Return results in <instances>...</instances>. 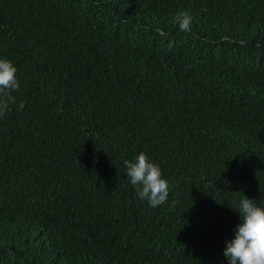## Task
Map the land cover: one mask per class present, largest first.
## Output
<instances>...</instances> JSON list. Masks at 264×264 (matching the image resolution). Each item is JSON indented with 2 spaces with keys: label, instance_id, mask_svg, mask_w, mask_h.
Listing matches in <instances>:
<instances>
[{
  "label": "trees",
  "instance_id": "obj_1",
  "mask_svg": "<svg viewBox=\"0 0 264 264\" xmlns=\"http://www.w3.org/2000/svg\"><path fill=\"white\" fill-rule=\"evenodd\" d=\"M0 59V264H230L234 208L264 206V0H0Z\"/></svg>",
  "mask_w": 264,
  "mask_h": 264
},
{
  "label": "clouds",
  "instance_id": "obj_2",
  "mask_svg": "<svg viewBox=\"0 0 264 264\" xmlns=\"http://www.w3.org/2000/svg\"><path fill=\"white\" fill-rule=\"evenodd\" d=\"M176 22L181 31H188L191 17L179 13ZM16 73L11 61L0 59V116L16 103L13 93L20 89ZM23 107L21 102L20 108ZM124 164L126 175L141 200H146L152 207L166 202L169 184L159 165L151 162L143 152L134 161L125 160ZM234 209L239 213L241 223L237 225L235 238L227 242L224 256L230 264H264V206L245 196Z\"/></svg>",
  "mask_w": 264,
  "mask_h": 264
}]
</instances>
